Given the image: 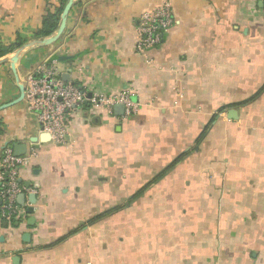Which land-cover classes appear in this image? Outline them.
I'll list each match as a JSON object with an SVG mask.
<instances>
[{
	"label": "crops",
	"instance_id": "obj_1",
	"mask_svg": "<svg viewBox=\"0 0 264 264\" xmlns=\"http://www.w3.org/2000/svg\"><path fill=\"white\" fill-rule=\"evenodd\" d=\"M58 1L0 0V50L14 47L0 60L46 38ZM164 1L173 25L137 54L138 16ZM42 63L136 111L86 106L55 146L0 64V159L32 155L0 264H264V0H79L57 42L22 56L20 82Z\"/></svg>",
	"mask_w": 264,
	"mask_h": 264
},
{
	"label": "built area",
	"instance_id": "obj_2",
	"mask_svg": "<svg viewBox=\"0 0 264 264\" xmlns=\"http://www.w3.org/2000/svg\"><path fill=\"white\" fill-rule=\"evenodd\" d=\"M171 4L162 2L142 12L137 18V54H147L162 42V33L173 25ZM24 103L28 112L36 116L40 130L52 144L69 146L70 123L75 115L86 106L90 113L103 110L111 114L116 105L124 107V114L136 111L134 102L125 91L115 94H100L81 89L64 82L53 64H40L34 73L26 75L24 81ZM32 155H15L6 148L0 159V218L10 221L18 218L21 209L16 197L23 192L18 183V168L27 164ZM25 192H32L26 189Z\"/></svg>",
	"mask_w": 264,
	"mask_h": 264
},
{
	"label": "water",
	"instance_id": "obj_3",
	"mask_svg": "<svg viewBox=\"0 0 264 264\" xmlns=\"http://www.w3.org/2000/svg\"><path fill=\"white\" fill-rule=\"evenodd\" d=\"M78 1L79 0H67V2L65 3V5L63 7L62 12H61L58 27L56 28V30L52 34H50L49 36H47L43 40H33L31 42L23 44L22 46L18 47L13 52H11L7 57L2 58L0 60V64L4 63V62H9L10 69L14 75V78H15V81H16V84H17V87L19 90V96L15 100L14 103L24 101V84L21 83L19 80L18 73H17V67H16L17 64L19 63V61L21 60L22 56H24V54H26L32 48L50 46V45L54 44L55 42H57L61 38L62 34L64 33V30H65L66 25H67V18H68V15L70 13L71 8ZM65 81L68 82V79L65 78ZM9 105L10 104L0 106V111L7 108ZM114 111L118 116L124 115V107L122 105H116L114 107ZM23 151H24L23 147H16V146L14 147V154L15 155H21L24 153ZM28 199H29L30 204L33 205L36 203V196L35 195H33V194L29 195ZM23 201H24V194H20L18 196L19 204L22 205ZM29 212H30V210H29Z\"/></svg>",
	"mask_w": 264,
	"mask_h": 264
},
{
	"label": "trees",
	"instance_id": "obj_4",
	"mask_svg": "<svg viewBox=\"0 0 264 264\" xmlns=\"http://www.w3.org/2000/svg\"><path fill=\"white\" fill-rule=\"evenodd\" d=\"M66 2L67 0H59L53 11H47L46 15L42 19L40 29L35 34V37H47L56 30L59 24L61 12ZM22 43L23 41H19L15 47L20 46ZM12 49H14V47H12ZM12 49L9 51L0 50V56L10 52ZM139 195L140 194L134 195L133 199L135 200L137 197H139Z\"/></svg>",
	"mask_w": 264,
	"mask_h": 264
}]
</instances>
